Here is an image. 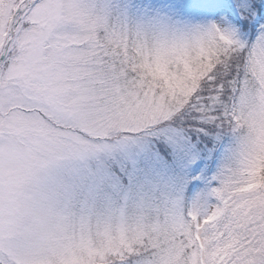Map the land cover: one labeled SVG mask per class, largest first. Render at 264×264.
Masks as SVG:
<instances>
[{
	"label": "snow or ice",
	"instance_id": "snow-or-ice-1",
	"mask_svg": "<svg viewBox=\"0 0 264 264\" xmlns=\"http://www.w3.org/2000/svg\"><path fill=\"white\" fill-rule=\"evenodd\" d=\"M53 258L264 264V0H0V264Z\"/></svg>",
	"mask_w": 264,
	"mask_h": 264
},
{
	"label": "clouds",
	"instance_id": "clouds-1",
	"mask_svg": "<svg viewBox=\"0 0 264 264\" xmlns=\"http://www.w3.org/2000/svg\"><path fill=\"white\" fill-rule=\"evenodd\" d=\"M50 175V169L40 167L31 173V175L24 182V193L27 197L24 200V205L31 213L38 216L49 227L54 226L55 216L53 212H50L44 204L43 194L47 190V181ZM25 220L31 222L34 216L28 215L24 217ZM52 264H55V258L52 260Z\"/></svg>",
	"mask_w": 264,
	"mask_h": 264
},
{
	"label": "rangeland",
	"instance_id": "rangeland-1",
	"mask_svg": "<svg viewBox=\"0 0 264 264\" xmlns=\"http://www.w3.org/2000/svg\"><path fill=\"white\" fill-rule=\"evenodd\" d=\"M187 191H188V189H187V187H185L183 190V195H185L186 197H189V198H190L189 194L191 192H192L193 198H198V197L202 196L203 192H204L203 187L192 189L191 192H189L188 194H185Z\"/></svg>",
	"mask_w": 264,
	"mask_h": 264
},
{
	"label": "trees",
	"instance_id": "trees-1",
	"mask_svg": "<svg viewBox=\"0 0 264 264\" xmlns=\"http://www.w3.org/2000/svg\"><path fill=\"white\" fill-rule=\"evenodd\" d=\"M189 192H191V191H187L185 194H188ZM189 196H190V198H193L192 197V192L189 194Z\"/></svg>",
	"mask_w": 264,
	"mask_h": 264
}]
</instances>
